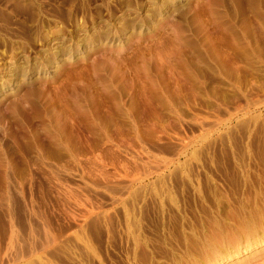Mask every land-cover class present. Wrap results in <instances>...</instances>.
Segmentation results:
<instances>
[{
  "label": "rangeland",
  "instance_id": "rangeland-1",
  "mask_svg": "<svg viewBox=\"0 0 264 264\" xmlns=\"http://www.w3.org/2000/svg\"><path fill=\"white\" fill-rule=\"evenodd\" d=\"M259 2L0 0V264H174L264 192Z\"/></svg>",
  "mask_w": 264,
  "mask_h": 264
},
{
  "label": "bare ground",
  "instance_id": "bare-ground-1",
  "mask_svg": "<svg viewBox=\"0 0 264 264\" xmlns=\"http://www.w3.org/2000/svg\"><path fill=\"white\" fill-rule=\"evenodd\" d=\"M259 4L264 5V0H260ZM252 201L249 207L236 209L235 214L231 215L236 217L228 219L229 223L221 220L207 221L205 237L203 239L199 237L198 241L190 247L187 246L186 255L190 252L192 258L183 257L184 259L175 261L174 264H244L263 256L264 192L256 194Z\"/></svg>",
  "mask_w": 264,
  "mask_h": 264
}]
</instances>
